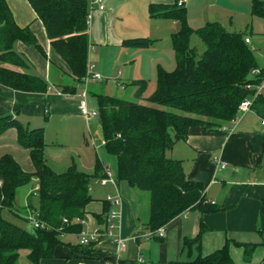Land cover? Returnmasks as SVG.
Wrapping results in <instances>:
<instances>
[{"label": "trees", "instance_id": "1", "mask_svg": "<svg viewBox=\"0 0 264 264\" xmlns=\"http://www.w3.org/2000/svg\"><path fill=\"white\" fill-rule=\"evenodd\" d=\"M43 22L54 50L67 63L71 78L84 84L87 76L89 52V3L87 0H27ZM152 17H165L181 23V29L172 35L176 67L167 71L158 68L155 91L145 97L148 84L144 80L131 82L136 86L137 100L99 94L96 95L98 119L103 133V146L117 159V179L130 187L150 194L148 229L156 233L174 218L190 209L201 213L219 210L207 202L205 186L189 179L182 161L169 156L178 142L186 141L192 128L203 127L217 132L239 116L243 100L254 95L248 90L250 83L264 80V69L258 66L255 54L246 42V34L228 31L220 22H209L193 30L188 23L184 3H151ZM253 15L264 18V1L253 0ZM197 34L205 45L199 53L191 45ZM36 45L37 38L29 26L21 27L15 21L7 0H0V84L18 91L44 93L49 85L40 76L10 68L3 64L26 67L27 62L15 50V43ZM148 38L125 40L124 46L148 49ZM260 68L256 79L251 73ZM63 92H76V87L65 85ZM146 101V102H145ZM252 110L264 121V93L256 96ZM9 128L17 131L18 143L28 150L34 165L26 172L11 154L0 157V264H20L23 250L32 264L59 256L63 258L99 259L98 241L81 244L79 236L84 230L77 218L85 220L88 206L94 201L91 194L92 178H104L106 168L97 162L94 175H89L75 164L65 172H55L45 157L47 141L43 128L29 130L12 115L0 116V135ZM37 180L38 190L31 192L28 205L17 203L18 190ZM37 197V206L33 198ZM103 211L93 214L99 225L105 226V216L112 205L104 200ZM39 213V220L47 224L33 231L8 220L4 213ZM67 220V222H65ZM205 225L194 238L184 240L183 250L188 252L185 264H236L230 254V243L222 249L204 256L201 252ZM75 236L78 241L67 240ZM158 240L162 237L156 235ZM235 245L244 248V258L251 259L255 244ZM197 250V255H194ZM117 264H145L138 260L121 259ZM264 264V261L261 263Z\"/></svg>", "mask_w": 264, "mask_h": 264}, {"label": "crops", "instance_id": "2", "mask_svg": "<svg viewBox=\"0 0 264 264\" xmlns=\"http://www.w3.org/2000/svg\"><path fill=\"white\" fill-rule=\"evenodd\" d=\"M7 1L17 24L30 27L38 46L16 42L15 50L26 59L27 66L3 65L36 74L48 83L49 88L47 92L34 93L14 90L0 84V116L12 115L29 130L43 128L47 141L45 157L49 166L57 172L54 165L62 163L67 170L76 163L72 152L65 149L66 139L75 137L86 126L91 131L93 122L92 119L88 125L79 110L78 94L84 84H77L71 78L67 63L54 50L43 22L30 3L27 0ZM87 1V71L91 67L92 72L100 73L103 77L102 80L85 83L87 88L95 86L98 90L97 84L106 78L112 85L123 87L128 91L125 92L127 95L136 98L137 87L129 85L131 82L144 80L148 84L154 79L156 83L159 67L170 69L167 71L176 67L172 35L181 29V23L162 16L152 17L149 6L151 3L174 4L178 1L184 3L188 11V5L193 0H103L104 9L96 4L92 5V0ZM189 18L188 14V21ZM164 34L169 35L171 40L165 46L166 57L155 56L144 61V67L136 72L133 66L137 56L150 52L151 48L127 47L123 42L134 38L159 40ZM246 37L250 40V46L252 38L247 34ZM153 73L156 78H153ZM65 85L75 86L76 92H63L62 86ZM108 85L109 83L103 85L99 91L104 92V87ZM130 88L132 90H128ZM88 102L90 108L95 109L96 106H92L90 102V93ZM4 154L14 156L26 172L34 171L29 152L18 143L14 128H9L0 135V157ZM169 155L182 161L189 179L204 184L207 202L217 206V212L201 213L198 209H190L168 223L165 226V236L158 240L147 227L150 194L147 192L144 195L142 190L115 178L116 185L109 184L115 189V196L119 194L123 198L121 205L114 206L119 212L115 232L126 240L127 247L120 249L113 238H104L97 243L96 250L101 257H112L116 263L99 259H65L63 257L68 256V252L61 249L57 258L44 260L41 264H117L121 259L138 260L145 264H185L189 260V254L183 250L184 240L197 236L201 225L207 228L202 235L200 249L204 256L230 243V254L236 264H261L264 261V121L253 110H249L239 112L235 121L217 132H208L203 127L192 128L188 139L175 144ZM222 163L226 164L225 168L221 167ZM103 166L109 169L108 166ZM30 186L21 193L20 200L17 199L21 207L28 205L30 193L38 187L37 180L34 179ZM104 200L106 198L97 207H88L89 217L83 224L84 233H90L99 226L93 214L102 213ZM33 203L37 206L36 196ZM8 216L13 222L25 227L23 225L27 221L22 213H8ZM234 242L257 245L249 261L244 258V248ZM23 252L20 261L27 257L28 252ZM197 253L194 250V255Z\"/></svg>", "mask_w": 264, "mask_h": 264}, {"label": "rangeland", "instance_id": "3", "mask_svg": "<svg viewBox=\"0 0 264 264\" xmlns=\"http://www.w3.org/2000/svg\"><path fill=\"white\" fill-rule=\"evenodd\" d=\"M252 5L253 0H193L188 5V14L190 15V20L188 21V23H190L189 26L193 30H198L204 27L207 23L214 20L216 22H221V24L228 31L237 30L238 32L249 35L250 38H252V44H250V48L255 54L258 66L264 67V18L253 15ZM201 18L204 20H201ZM161 36L162 37H160L159 40H150L152 43L150 46V52H144L137 56V61L134 63L133 66L136 72L140 71V67L143 66L144 61L152 59L155 56H160L162 58L166 57L167 51L165 46H168V44L171 43V40L169 35L167 36V34ZM191 45L193 47H196L199 53H202L206 48L204 43L200 40L196 33L193 34L191 37ZM166 70L170 69L166 68ZM153 75V78H156V74L153 73ZM108 83L109 85L107 87H104L105 89H103L104 92L99 91V89H101L100 87H103V85L105 86ZM148 84V89H146L144 94L145 97L150 96L156 88V83L154 79H152V81H149ZM96 87L98 88V90L95 88V86H90L89 88H87L88 92L90 93L91 105L96 106L95 110H97L96 95L99 94H110L136 101V98L133 95H127V93H125L128 91H126L123 87H117L116 85H112L111 82H109L106 78H104L103 82L97 84ZM131 88L128 90H132ZM91 133L93 135H91ZM65 143V149L67 151L72 152L71 154L73 156V159L75 160V165L79 169H81L82 167L84 168L83 170L86 173H88L89 175H94L96 164L97 162H100L108 166L111 172L113 173V177L117 178V159L114 155L108 153L102 144L103 133L98 118L93 119L91 131L89 127L86 126V128L82 129V132L76 134L75 137L67 138ZM54 166L55 169L58 170L57 172H63L66 170V167L63 168L62 163H59L58 166L55 164ZM101 179L102 178H92L91 180V194L94 198V201L88 206L89 208L90 206H99L101 200L105 199L108 194L111 196L116 195V191L111 184H109L108 186H102L100 184ZM30 185L21 187L18 190L17 199L20 200L21 193L29 189L31 187ZM142 192L144 195H147V192ZM143 204L145 205L144 200ZM143 208L145 209V206H143ZM4 216L8 220H11V218L8 216V213H4ZM23 226H25L30 231H33L34 229L33 226L28 222ZM66 239L76 242L78 238L72 236L67 237ZM23 251L21 252L20 259L22 258V254L24 253ZM20 262H22L21 264H32L26 256L23 261Z\"/></svg>", "mask_w": 264, "mask_h": 264}, {"label": "built area", "instance_id": "4", "mask_svg": "<svg viewBox=\"0 0 264 264\" xmlns=\"http://www.w3.org/2000/svg\"><path fill=\"white\" fill-rule=\"evenodd\" d=\"M91 4L92 5L96 4L100 9H104L103 0H92ZM246 42L249 43L250 40L246 38ZM91 70H92L91 67H89L87 71V76L84 81V85L82 86L81 91L78 94L80 98L79 110L81 115L87 120L88 125L90 124V121L92 119L98 118V111L95 109H91L89 106V102H88L89 92L85 83H87L88 81H99L102 80L103 78L100 73H95L92 72ZM260 72H261L260 68H256L252 71L251 75L253 78L256 79V75L260 74ZM246 88L248 90L253 89L254 95L246 98L241 102L239 106V112H246L252 110L251 107L254 98L259 94L264 93V80L258 84L250 83L246 86ZM221 167L225 168L226 164L222 163ZM109 183L116 185L115 178L113 177V173L111 172L110 169L107 168L106 176L101 179V184L107 185ZM37 190L38 187H36L33 190V192H36ZM106 200L112 205L113 208H111L110 211L105 216V224H104L105 226L99 225L90 233L82 232L81 235L79 236V241L81 244H88L90 242L98 241L102 238H113L116 241V243L119 245L120 249H125L127 247L126 240L121 238V236L115 232L117 228L116 220L119 217V212H117V210L114 208V206L121 205L123 203V198L119 194H117V196L107 195ZM25 219L28 223H30L33 226V228L47 227V224L39 220V213L37 211L30 212L25 217ZM65 222H67V220H65ZM76 222L84 224L85 220L77 218ZM153 235H158L159 237L163 238L165 236V227L160 228Z\"/></svg>", "mask_w": 264, "mask_h": 264}]
</instances>
